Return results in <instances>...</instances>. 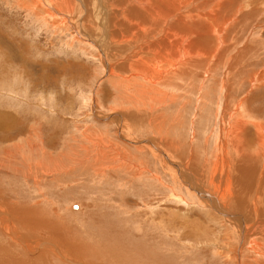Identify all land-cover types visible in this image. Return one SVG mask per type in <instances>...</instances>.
<instances>
[{"label": "rangeland", "instance_id": "rangeland-1", "mask_svg": "<svg viewBox=\"0 0 264 264\" xmlns=\"http://www.w3.org/2000/svg\"><path fill=\"white\" fill-rule=\"evenodd\" d=\"M40 1L51 11L46 0ZM209 1L196 0L191 6L202 4L201 8ZM234 3L216 18L224 44L212 57L213 66H205L203 58V62H188L152 85L139 78L129 84L123 76L106 72L98 57L100 50L76 38L69 26L60 21L54 24L58 15L44 19L43 8L35 13L16 0H0V216L13 214V222L20 212L38 223L27 226L21 218L17 228L24 234L29 230L27 239L40 243L31 256L20 245H5L16 241L21 232L13 236L10 222L0 220V264H31L43 247L45 257L32 264H44L46 257L52 264H73L63 251L71 244L68 248L64 241L56 244L62 256L53 246L50 250L48 244L57 239L48 224L62 232L65 240L73 236L85 264H236L225 256L236 243L232 235L229 239L224 235L233 231L231 224L225 222L224 228L218 219L219 223L206 217L204 211L214 209L206 206L202 212L196 206L198 198L190 196L192 190L187 191L181 179L188 172L189 177L195 174L191 183L197 189H201L198 183L208 185L209 166L222 141L220 128L226 127V110L231 109L232 121L246 122L242 140L248 149L244 172L234 170L232 180L240 174L250 187L257 183L254 188L263 189L264 159L252 124L264 123V88L251 86L248 76L264 68V0H242L245 9L228 23L237 9ZM77 9L72 12L74 21L81 16ZM95 31L92 26L87 33L100 45L102 37ZM210 43L208 57L217 40ZM114 61L116 67L123 64ZM159 148L164 149L163 155ZM240 154H233L234 169L242 163L241 159L236 163ZM168 156L181 167L192 164L184 174L178 171V177ZM110 157H116L118 165L108 161ZM248 163L257 172L246 169ZM245 217L253 226L252 238L260 241L264 214L257 219ZM193 222L196 232L190 231ZM246 254L248 258L242 252L246 260L254 256L264 261L252 251Z\"/></svg>", "mask_w": 264, "mask_h": 264}, {"label": "bare ground", "instance_id": "bare-ground-1", "mask_svg": "<svg viewBox=\"0 0 264 264\" xmlns=\"http://www.w3.org/2000/svg\"><path fill=\"white\" fill-rule=\"evenodd\" d=\"M16 1L19 5H21L22 3L26 4L25 7H27L29 10H32V11L34 10L33 12H35V13H37L38 10L44 9V12H43V14H45L44 19H46L52 13H53V16L58 15L59 20L56 19L54 21V24L55 23L58 24L60 21L62 24L67 25L71 28L72 33H74L76 35V38H78L79 40L83 39L86 44L88 43V44H92V45L96 46L97 50H100V52L98 53V57L100 58V60H102V64L104 66V69H106L105 71L109 72V74H111L112 76H123L122 79H124L126 81L128 80V82L134 80V78H139V79L143 80L142 82H149L152 85L157 83L158 81L162 80L163 78L171 75V74L174 75L175 69L181 70V68H182L181 65H183L185 63L187 64L188 62H197V61L200 62L204 59L203 60L204 62L202 61L203 64L205 63V66H208L210 64L212 57H214L215 54L217 53V50L220 49L224 44L223 38H221L223 34H222V32L220 33V29L217 30V23L218 22L216 23V20H217L216 18L218 16H220L222 9H223V11H225L224 9L228 10V7L234 3L233 0H222V2H220V3L218 2L219 0L217 2H214L213 0H211L212 2L209 1L207 4H205L201 8H200V6H202V4L201 5L198 4L199 8H197V7L191 6V4L193 2H195L196 0H46L48 3V6L50 7V9L52 11L51 12V11L46 9V7H47L46 3H44L40 0H35V3L33 5L30 3L31 0H16ZM21 1H22V3H21ZM234 5H236L237 9L235 8L236 10H234L235 13L233 14V16H230V18L228 17L229 21L224 19L226 24H227V21H228V23L233 21V19H234L233 17H237L236 14L243 11L241 9H245V8H242L245 6L242 4V0H241V3H239V2L236 4L234 3ZM263 5H264V3H263ZM255 6H257V5H255ZM77 7H78L77 14H81V16H79V19H76V21H74L75 15H73L72 12ZM231 8H232V6H231ZM255 9H257V8H255ZM203 10H205V11H203ZM259 10H260V8H259ZM41 14H39V15L42 16ZM230 14H227V15L229 16ZM220 17H223V16H220ZM91 18H94V20H93L94 23H92ZM221 19L222 18H218L219 21ZM81 20L84 23L80 22ZM205 21H207V22H205ZM221 22H222V20H221ZM225 22H224V24H225ZM220 25H222V24L220 23ZM92 26H96V31L94 32V35H98L99 37H102L100 45H98L93 39H91L90 38L91 35L87 33V30L91 29ZM223 27L225 28V25L224 26L222 25V29H224ZM226 27H227V25H226ZM221 31H223V30H221ZM82 34L85 35L84 38H82ZM215 40H217V46H215L212 53H210V56L208 57V52L212 50V49H210V44H211L210 41L214 42ZM252 41H250V42H252ZM212 45L214 47V43ZM212 45H211V47H212ZM226 46H227V44H226ZM226 46H225V48H226ZM110 49L118 50V52L116 54H114L110 51ZM114 59H117L118 63L120 62L119 60H122L121 63H123V64L121 67L124 68L125 70L124 69L122 70L121 67H116L115 66L116 62L114 61ZM121 63H119V64H121ZM180 66H181V68H180ZM211 66H213V65H211ZM206 71L207 70H205V72ZM111 72H113V73H111ZM194 75H196V74H194ZM165 79H167V78H165ZM165 79H163V80H165ZM248 80H249V84L251 86H253V85L257 86L258 85L259 87L264 88V68H263V70L250 73V75L248 76ZM130 83L131 82H129V84ZM221 88H222V86H221ZM153 90H155V89H153ZM160 99H162V98H160ZM237 105L238 104L236 103L235 106L238 107ZM241 107L242 106H240L239 108L241 109ZM231 112H232L231 109L226 110V118H225L226 122H224V126L226 124V127L223 126L224 128H222L220 126L221 127L220 132L222 134L221 135L219 134V135L222 137V141H221L222 143L220 142L221 144L219 143L216 147L215 151H217V152L215 153L214 161H212V159H211L212 163L209 166V170H210L209 171V173H210L209 177H210V179L208 178L209 180H207L208 185H206V183H204V182H203V185H199L201 183H198V186L201 187V189H197V187H196L197 184L193 185L194 183L192 182V181H194L193 175H195V174H190L192 177L191 178L188 176L189 175L188 172L185 173V176H184L187 178V181L185 180L186 178H183L182 176H181V179L183 180L184 186H187V191L192 190L193 194L191 193L190 196L194 195L195 198H198V203L196 205L197 207L199 205L201 210H202V208H206V206H207V208H208V206H210L212 209H214V212H207V213H205L206 211H204V209H203L202 212L204 211V214L206 217H210V219L216 221L217 223H219L218 222V220H219L220 222H222V224H224L225 222L226 223L229 222L231 224V227H232L231 230H233V231H231V233H230V231H229V233L224 232L225 233L224 235H226V239H229L230 237L233 236L232 237V238H234L233 242H236L237 244L234 243V244H231L230 246L227 245V246H229V248H228L229 250L226 252L227 254H225V256L228 257L229 260L235 262L236 264H264V261L256 260V258L254 256H250V259L246 260V258H248V255L246 254V250L252 251L254 253V255H260V256L264 257V236L260 241L256 240L255 238H252V236L254 237V233L252 232L253 226L248 224V222H250V221H248L246 223L244 221L245 219H243L244 216H246L247 218L248 217L252 218V216H256V218L255 217L254 218L257 219V216H259L260 213L264 214V211H263L264 207H262L264 205V181H262L263 184L261 183L262 185L260 186L263 189L258 190L257 187L259 185L257 183H255L254 185L257 187L254 188V185H253V187H250V183L247 182L248 179L246 181L245 180L246 178L244 179L243 175L238 174V176L235 177V180L234 181L232 180L231 176L235 175V174H233L234 170H236V171L240 170L241 174H242V172H244L245 167L242 166L243 165V159L244 158L247 159L248 156H247V154H245V150L247 149L246 148L247 147L246 140H242L243 139L242 134H243L244 129L246 128V122L243 123V120H241V119H238V120L235 119L236 121H234V120L232 121L230 119V118H232V115H233L232 114L230 116ZM243 112H245V111H243ZM221 113L224 114V112H222V111H221ZM246 116L247 115H245V117ZM248 116H250V115H248ZM248 118H250V117H248ZM220 119L223 120V117H221ZM232 119H234V118H232ZM3 125L5 127V124H3ZM252 125H253V128L257 134V139H258V141L256 140L258 143L257 149H259L258 151H259L261 158L263 160L264 159V123L259 122V123H254ZM6 128H7V125H6ZM8 129H9V127H8ZM218 129H217V131H218ZM220 136H219V138H220ZM217 138H218V136H217ZM217 141L219 142V140H217ZM218 142H216L214 145H216ZM159 149H160L161 154L163 155L164 149L163 150L161 148H159ZM238 151H240L241 154L238 156L236 163L238 161H240V159H241L242 163H240V165L237 163L238 168L235 167V169H234L233 164H234L235 160L233 162V154L238 153ZM167 153L168 152L166 151L165 152L166 156L168 155ZM170 157H169V159H170ZM111 158L112 157H110V160H108V161H111L112 164H117V163H115L116 157L115 158L113 157L112 159ZM120 158L122 160L121 156H120ZM172 160H171L172 162H168V163H169L170 167L174 169V172L176 173L175 176L177 175L178 177L180 176L178 171L182 175L183 171L187 170V166H191V164H192V161H191L190 165H188L185 162L186 164L185 165L182 164V167H181L178 164V162L176 161L177 159L173 158ZM106 161H105V163H106L105 168H109ZM188 161H189V159H188ZM119 162H120V160H119ZM248 162H250V161H248ZM194 165H196V164H194ZM110 166L112 167L114 165H110ZM249 166L250 165L248 163L246 166V169L248 168L249 171L253 170V172H254L255 169H253V165L250 167ZM262 167H264V163L261 166V168ZM199 169L201 170V168H199ZM197 171H198V169H197ZM198 172H196V173H198ZM255 172H257V171H255ZM250 173H252V172H250ZM186 174H188V175H186ZM200 175H202V174L200 173ZM249 175H251V174H249ZM259 175H257V176H259ZM263 175L261 173L260 177L262 180L264 179V178H262ZM194 178H196V176ZM204 179H206V178H204ZM255 179H257V178H255ZM250 182L252 183V181H250ZM254 182L255 181H253V183ZM259 191H260V193H259ZM245 192H248V194L251 197L249 195H247ZM192 199H193V197H192ZM3 209H5V208H3ZM241 211H242V213H241ZM4 213L6 214V212H4ZM8 213H10V212L8 211ZM12 213H10V214H12ZM5 214L4 215L2 214L0 216V220L3 222H10L11 225L8 226V228L12 232L13 236H17V235L20 236L21 230L19 231V229L17 228V225L20 224V226H21V218H22V221H24L27 226L33 227L31 224H33L34 222L30 218L26 219L25 215L20 213V212H18L19 218L17 220H14L13 222H12L13 214L10 217H8L9 215L5 216ZM40 217L42 218V216H40ZM38 219H39V217H38ZM258 220H256V222L253 221L254 224H257ZM36 221H37V219H36ZM54 221L56 222L57 220H54ZM50 223H52V222H50ZM36 224H38V223H36ZM192 224L193 225H190V227H191L190 231L196 232V230L198 229V226L195 222H193ZM222 224H221V226H223L224 228H227L225 226V224L224 225H222ZM48 225L50 226L49 228L52 230V233L54 234L53 237H55L57 239L56 242H52V243L50 241H48V242H50L48 245H49V248L51 251H52L51 248L53 246L55 253L57 252L60 256H62L60 248L56 244H58L60 241H62V242L64 241L65 245L67 246V247L65 246L66 248H68V246L71 244L70 249L68 248L67 251L63 250L64 252H67L69 254L68 257L70 258V260L73 259L71 261V263L74 264V262H76L75 260L80 262L78 264L87 263V262L83 261L84 256L81 255L83 252H79L76 249L74 243L72 242V240H74L73 236L72 237L69 236L71 238L67 237L69 240H65L66 238L61 236L62 232L58 233L57 230L53 226L51 227L52 224H48ZM38 226L40 227V225H38ZM43 226H45V224ZM65 226H64V228H65ZM34 227H37V225ZM44 229H45V227H44ZM263 230L264 229H261L258 231H259V233H262ZM71 231H73V230L71 229ZM223 231H224V229H223ZM27 232H29V230L26 231V233ZM26 233L24 234L21 232V236L16 241L12 242L13 244L8 243L5 245H10V246H13L15 248H18V246L20 245L22 250L25 251L26 254H28L30 256L33 255L32 251H36L38 249L37 246L40 243H37L35 241V239H36L35 238L33 240L35 246H34V244L32 245L31 243H33V242L30 241V238L27 239V237L25 236V235H28L29 233H27V234ZM67 234H68V232H67ZM36 244H37V246H36ZM62 245L64 247V244H62ZM2 246H1V249H2ZM7 247H9V246H7ZM41 248L42 247H40V249ZM45 248L46 247L42 248L43 253L41 252V254L39 256H36L35 258L33 256L32 260L30 261L31 264L35 260L37 261L39 259V261H40L41 256L45 257L44 256V254L46 255V253H44V252H46ZM7 250L9 251L8 248H7ZM8 251H6V252L8 253ZM13 251H14V249H13ZM242 252H243L244 256L247 255L246 258H243ZM4 253L5 252H3V254ZM23 253H21V254H23ZM65 254H64V256H66ZM9 255H10V253H9ZM9 255L7 257H10ZM12 255H14V254H12ZM79 257H81L83 259H79ZM12 258H13V256H12ZM7 260H5V261L7 262ZM14 261H12V262H14ZM27 261H29V260H27ZM9 262H11V261H9ZM9 262H7V263L9 264ZM43 262H44V264H52L49 261V258H47V257ZM90 262L92 263V261H89L88 264H91ZM37 263H38V261H37ZM28 264H30V263H28Z\"/></svg>", "mask_w": 264, "mask_h": 264}]
</instances>
